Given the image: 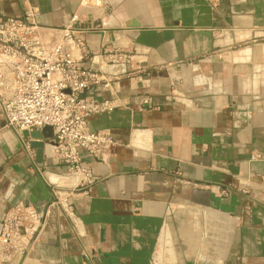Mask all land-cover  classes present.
Segmentation results:
<instances>
[{"label": "crops", "instance_id": "obj_1", "mask_svg": "<svg viewBox=\"0 0 264 264\" xmlns=\"http://www.w3.org/2000/svg\"><path fill=\"white\" fill-rule=\"evenodd\" d=\"M94 1L30 0L44 28L101 22L87 67L117 80L89 95L116 107L87 123L116 146L84 160L96 182L69 199L74 217L52 213L0 264H264V0ZM0 10L22 14L19 0ZM109 52L132 62L108 64ZM26 142L0 106V228L8 207L43 212L53 183H73Z\"/></svg>", "mask_w": 264, "mask_h": 264}, {"label": "built area", "instance_id": "obj_2", "mask_svg": "<svg viewBox=\"0 0 264 264\" xmlns=\"http://www.w3.org/2000/svg\"><path fill=\"white\" fill-rule=\"evenodd\" d=\"M19 2L22 14L18 18L7 17L0 10V106L5 127L18 137L24 131L52 128L56 146L50 148V156L65 166L73 183L65 192L53 183V200L43 212L23 203L5 210L0 228V262L28 252L52 213L60 212L72 219L69 199L86 194L96 182L84 160L104 161L116 146L108 130L93 131L87 123L90 117L116 107L115 100H99L89 92L94 88L108 90L117 80L87 67L92 59L86 43L89 30L72 27L77 16L60 29L41 27L38 7L30 0ZM100 2L95 0L94 4ZM105 62L129 64L132 58L109 52ZM23 148L32 158L28 142Z\"/></svg>", "mask_w": 264, "mask_h": 264}, {"label": "water", "instance_id": "obj_3", "mask_svg": "<svg viewBox=\"0 0 264 264\" xmlns=\"http://www.w3.org/2000/svg\"><path fill=\"white\" fill-rule=\"evenodd\" d=\"M90 20L91 16L88 17V22H75L72 27L79 30H92L100 27V21L92 23ZM22 137L28 140L29 148L35 152V161L38 164H42L44 162L45 152L48 146H56L53 130L50 127H45L41 131H35L31 133L24 131L22 132Z\"/></svg>", "mask_w": 264, "mask_h": 264}, {"label": "bare ground", "instance_id": "obj_4", "mask_svg": "<svg viewBox=\"0 0 264 264\" xmlns=\"http://www.w3.org/2000/svg\"><path fill=\"white\" fill-rule=\"evenodd\" d=\"M51 147L52 146H49L48 148L50 149ZM51 178H57V177L51 175ZM52 180H57V179H52ZM52 182H56V181H52Z\"/></svg>", "mask_w": 264, "mask_h": 264}]
</instances>
